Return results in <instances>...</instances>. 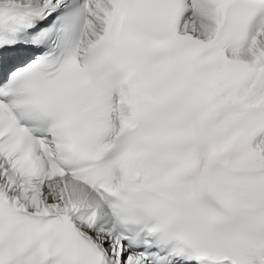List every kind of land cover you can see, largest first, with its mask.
I'll list each match as a JSON object with an SVG mask.
<instances>
[{
  "label": "snow or ice",
  "instance_id": "6c2138e0",
  "mask_svg": "<svg viewBox=\"0 0 264 264\" xmlns=\"http://www.w3.org/2000/svg\"><path fill=\"white\" fill-rule=\"evenodd\" d=\"M0 264H264V0H0Z\"/></svg>",
  "mask_w": 264,
  "mask_h": 264
}]
</instances>
